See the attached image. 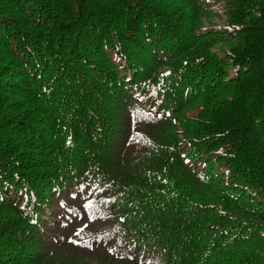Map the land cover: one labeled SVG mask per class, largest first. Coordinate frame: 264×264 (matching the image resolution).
Returning a JSON list of instances; mask_svg holds the SVG:
<instances>
[{"label":"trees","instance_id":"1","mask_svg":"<svg viewBox=\"0 0 264 264\" xmlns=\"http://www.w3.org/2000/svg\"><path fill=\"white\" fill-rule=\"evenodd\" d=\"M0 264H264V0H0Z\"/></svg>","mask_w":264,"mask_h":264},{"label":"rangeland","instance_id":"2","mask_svg":"<svg viewBox=\"0 0 264 264\" xmlns=\"http://www.w3.org/2000/svg\"><path fill=\"white\" fill-rule=\"evenodd\" d=\"M217 23H220V25H223V19L221 20H216Z\"/></svg>","mask_w":264,"mask_h":264}]
</instances>
